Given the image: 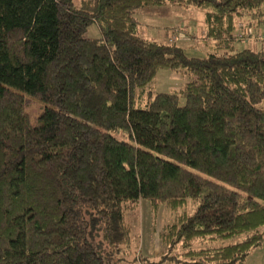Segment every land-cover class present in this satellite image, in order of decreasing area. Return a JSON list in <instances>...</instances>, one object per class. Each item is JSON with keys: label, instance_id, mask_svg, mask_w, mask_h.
<instances>
[{"label": "trees", "instance_id": "16d2710c", "mask_svg": "<svg viewBox=\"0 0 264 264\" xmlns=\"http://www.w3.org/2000/svg\"><path fill=\"white\" fill-rule=\"evenodd\" d=\"M164 4L200 9L214 50L139 37L134 12ZM248 27L264 30V0H0V264H113L139 200L165 214L152 264L259 246L264 47L232 35ZM158 70L187 81L146 90Z\"/></svg>", "mask_w": 264, "mask_h": 264}, {"label": "rangeland", "instance_id": "374dc122", "mask_svg": "<svg viewBox=\"0 0 264 264\" xmlns=\"http://www.w3.org/2000/svg\"><path fill=\"white\" fill-rule=\"evenodd\" d=\"M77 5V0H72ZM138 22L137 35L156 43L171 44L181 47L188 57H203L213 51V42L202 37V11L196 8H183L178 4H164L159 7L143 6L134 12ZM233 47L242 46L256 50L264 47V30L248 27L236 29ZM99 33L93 24L86 27L84 37L97 38ZM222 54V50L217 51ZM187 75L181 71L158 70L145 89L155 92H174L187 81ZM178 106L183 99H177ZM29 107L36 104L29 102ZM120 138V135H116ZM124 138V137H123ZM162 207L152 212L145 200H139L134 212L123 210V222L128 230L129 243L121 254V260L113 264H152L163 251L158 242V233L165 222ZM262 239L259 246L252 248L239 264H264V226L260 228ZM229 242L225 241V243ZM136 257V258H135Z\"/></svg>", "mask_w": 264, "mask_h": 264}, {"label": "crops", "instance_id": "0c3cea01", "mask_svg": "<svg viewBox=\"0 0 264 264\" xmlns=\"http://www.w3.org/2000/svg\"><path fill=\"white\" fill-rule=\"evenodd\" d=\"M181 48V47H180Z\"/></svg>", "mask_w": 264, "mask_h": 264}]
</instances>
